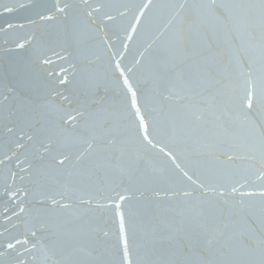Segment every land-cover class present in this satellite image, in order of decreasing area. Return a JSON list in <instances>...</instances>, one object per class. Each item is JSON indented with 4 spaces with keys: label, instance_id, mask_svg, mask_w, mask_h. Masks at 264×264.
Masks as SVG:
<instances>
[{
    "label": "water",
    "instance_id": "1",
    "mask_svg": "<svg viewBox=\"0 0 264 264\" xmlns=\"http://www.w3.org/2000/svg\"><path fill=\"white\" fill-rule=\"evenodd\" d=\"M260 3L0 0V264H262Z\"/></svg>",
    "mask_w": 264,
    "mask_h": 264
},
{
    "label": "snow or ice",
    "instance_id": "2",
    "mask_svg": "<svg viewBox=\"0 0 264 264\" xmlns=\"http://www.w3.org/2000/svg\"><path fill=\"white\" fill-rule=\"evenodd\" d=\"M85 2H87V0H85ZM57 11L60 12H64L65 8L69 7L67 4L64 5V7H60L58 4L55 5ZM260 7L262 10H264V0H261L260 3ZM96 11H98L99 9H95ZM6 11H12V9L10 8H6ZM89 15H91V13H88ZM47 19H51L52 17H45ZM109 19H111V17H109ZM9 28L12 27L11 24H9L8 26ZM135 29H133L134 31ZM130 38V37H129ZM20 47H23V45H20ZM50 61H45V63H49ZM116 67L119 69L120 65L119 63L116 64ZM197 71H199V69H197ZM121 75H123V73H121ZM60 84H65L67 83L66 79H60L59 81ZM125 86H128V80L125 79L123 81ZM250 84V88L245 90V94L244 97L242 99V103H241V107L242 109L246 112V113H251L254 110L256 112H258V114L262 117H264V76L261 77V86H260V91L259 94L257 95L254 86L252 85V82L249 81ZM128 91L131 92V101H130V105L131 108L135 109V115L139 118V127L141 129L144 130V132H147V126L144 123V119L143 117L140 116V109L137 106V98H136V92L132 90V88L130 86H128ZM65 99H67V97H65ZM71 119H75V117H70ZM9 131H12V129H8ZM144 139L147 140L148 137L145 134ZM150 142V141H149ZM89 147H91V145H89ZM60 164H63L64 161L60 160L59 161ZM264 178V177H262ZM233 191H235V189H233ZM262 196H264V192L260 193ZM222 195V193H221ZM249 195H251V193H249ZM121 200L125 199V197L121 196L120 197ZM53 203H55V201H53ZM117 207H119V205H117ZM21 211H23V209H21ZM124 229V223H123V217L121 216V221H120V230L121 232H123ZM33 235H35V233H33ZM105 236L108 235L107 232L104 233ZM17 243H21V241L17 240ZM24 244H27V241H23ZM127 247L126 242H125V248ZM15 248V245L12 244L11 242L7 243L6 245V249L5 251L7 252L8 250H13ZM125 258H127V252H125ZM20 264H23V262H20ZM262 264H264V261H262Z\"/></svg>",
    "mask_w": 264,
    "mask_h": 264
}]
</instances>
